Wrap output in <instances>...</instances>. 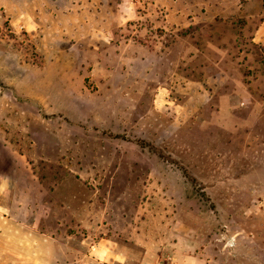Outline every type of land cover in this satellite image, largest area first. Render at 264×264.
<instances>
[{"label": "rangeland", "instance_id": "1", "mask_svg": "<svg viewBox=\"0 0 264 264\" xmlns=\"http://www.w3.org/2000/svg\"><path fill=\"white\" fill-rule=\"evenodd\" d=\"M264 264V0H0V264Z\"/></svg>", "mask_w": 264, "mask_h": 264}, {"label": "crops", "instance_id": "2", "mask_svg": "<svg viewBox=\"0 0 264 264\" xmlns=\"http://www.w3.org/2000/svg\"><path fill=\"white\" fill-rule=\"evenodd\" d=\"M181 264H187V263H185V262L183 261ZM188 264H189V263H188ZM191 264H193V263H191Z\"/></svg>", "mask_w": 264, "mask_h": 264}]
</instances>
